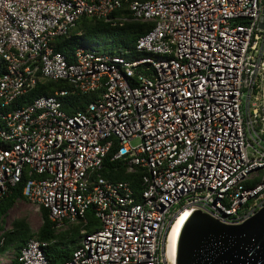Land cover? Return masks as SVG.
Masks as SVG:
<instances>
[{
	"label": "built area",
	"instance_id": "2783aa9c",
	"mask_svg": "<svg viewBox=\"0 0 264 264\" xmlns=\"http://www.w3.org/2000/svg\"><path fill=\"white\" fill-rule=\"evenodd\" d=\"M128 3L130 15L117 12ZM154 26L128 59L55 49L83 17ZM39 78L97 93L69 113L70 89L20 100ZM139 139L137 144L133 140ZM145 169L139 195L102 175L105 159ZM23 194L58 230L86 223L63 264H176L174 221L200 209L240 224L264 207V0H0V202ZM186 217V220L188 217ZM30 239L23 264H51Z\"/></svg>",
	"mask_w": 264,
	"mask_h": 264
},
{
	"label": "trees",
	"instance_id": "16d2710c",
	"mask_svg": "<svg viewBox=\"0 0 264 264\" xmlns=\"http://www.w3.org/2000/svg\"><path fill=\"white\" fill-rule=\"evenodd\" d=\"M120 15H130L128 3L117 12ZM154 26L151 22L128 20L122 24H113L112 21L104 18L83 16L72 28L68 34L58 36L55 41V49L65 52L70 57H74L75 51L81 46L92 47L106 43L105 38L109 40L116 51L109 52L114 55H122L128 59L140 57L144 54L138 50L137 41L140 36L145 34ZM95 40H90V38ZM106 51V48H104ZM58 89H70L69 95L63 97V108L74 113L78 110L85 109L87 104L97 97V93L82 94L74 90V88L66 80H51L39 78L36 86L20 100L21 104L29 103L37 96L47 94L51 95ZM113 150L105 159L102 169V175L111 180H128L132 183L134 189L139 195L142 191V176L145 169L138 168L135 172H128L127 167L120 161L113 160ZM25 182H21L6 194L0 202V253L14 248L16 256L9 264H23L19 256L22 248L30 239H37L43 243L44 251L51 264H58L57 258L62 259V264L70 260L76 249L72 246L77 239L81 238V229L83 227L92 230L99 225V219L95 216L92 209L87 211V222L71 225L64 230H58L56 222L50 217V211L47 207L41 206L42 224L38 230H34L25 217L16 218L12 221L10 228L5 227L7 217L11 209L16 203L27 197L23 194Z\"/></svg>",
	"mask_w": 264,
	"mask_h": 264
},
{
	"label": "water",
	"instance_id": "95a60500",
	"mask_svg": "<svg viewBox=\"0 0 264 264\" xmlns=\"http://www.w3.org/2000/svg\"><path fill=\"white\" fill-rule=\"evenodd\" d=\"M176 264H264V207L240 224L195 210L180 232Z\"/></svg>",
	"mask_w": 264,
	"mask_h": 264
},
{
	"label": "rangeland",
	"instance_id": "374dc122",
	"mask_svg": "<svg viewBox=\"0 0 264 264\" xmlns=\"http://www.w3.org/2000/svg\"><path fill=\"white\" fill-rule=\"evenodd\" d=\"M90 40H95V38H90ZM106 43L99 44V50L102 52H113L116 51L115 48L112 47V45L109 43V40L105 38ZM104 48H106V51H104ZM139 142V139L133 140V144H137ZM25 217L29 220L32 228L34 230H38L40 225L42 224V213L41 208L37 206V204H34L33 202L25 199L19 200L16 205L11 209L7 221L5 223L6 228H10L12 226V221L16 218ZM96 228H99V225H96ZM1 233V232H0ZM80 238L77 239L76 243L72 246V249L78 245V242H80ZM16 256V250L14 248H11L7 250L4 253H0V264H9L10 261ZM58 264H62V259L57 258Z\"/></svg>",
	"mask_w": 264,
	"mask_h": 264
},
{
	"label": "bare ground",
	"instance_id": "6f19581e",
	"mask_svg": "<svg viewBox=\"0 0 264 264\" xmlns=\"http://www.w3.org/2000/svg\"><path fill=\"white\" fill-rule=\"evenodd\" d=\"M190 212L187 211L183 215L179 216L172 226V231L170 234L171 243L169 245L170 252L175 251L177 249V244L180 236V232L184 223L186 222V217L189 216Z\"/></svg>",
	"mask_w": 264,
	"mask_h": 264
}]
</instances>
